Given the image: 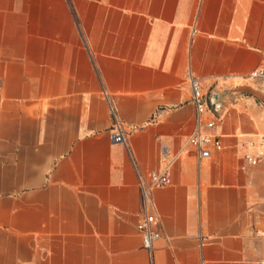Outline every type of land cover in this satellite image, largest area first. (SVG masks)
<instances>
[{
  "label": "crops",
  "instance_id": "0c3cea01",
  "mask_svg": "<svg viewBox=\"0 0 264 264\" xmlns=\"http://www.w3.org/2000/svg\"><path fill=\"white\" fill-rule=\"evenodd\" d=\"M256 69L264 0H0V264H264ZM190 79L221 103L203 160ZM152 171L170 183L147 209Z\"/></svg>",
  "mask_w": 264,
  "mask_h": 264
},
{
  "label": "built area",
  "instance_id": "2783aa9c",
  "mask_svg": "<svg viewBox=\"0 0 264 264\" xmlns=\"http://www.w3.org/2000/svg\"><path fill=\"white\" fill-rule=\"evenodd\" d=\"M250 79L259 81L264 86V69L253 70L249 76ZM190 86L192 92V102L195 108V126L188 137L187 143L194 150L198 160L208 159L213 154L220 153L223 145L220 137L212 133L211 130L215 126L213 119L207 120L204 115L207 112L219 116L210 104V96L212 91L209 90L204 94L201 90L198 80L190 79ZM112 128L110 130L111 140L114 143H121L126 145L127 140L122 124L117 120L116 113L111 105ZM202 126H205L208 131H204ZM262 146H264V135L258 137ZM250 147L252 142H248ZM244 160L250 166H257L264 164V152L247 153L244 155ZM140 177V176H139ZM149 182L146 184L139 178L140 192L142 196V203L144 208L153 207L151 198L152 190L162 188L170 183L169 176L166 172L152 171L149 173ZM156 219L152 213H146L143 218L137 223L136 229L140 234L142 245L145 249L150 251L153 244L160 238V233L156 229Z\"/></svg>",
  "mask_w": 264,
  "mask_h": 264
},
{
  "label": "water",
  "instance_id": "95a60500",
  "mask_svg": "<svg viewBox=\"0 0 264 264\" xmlns=\"http://www.w3.org/2000/svg\"><path fill=\"white\" fill-rule=\"evenodd\" d=\"M210 104H211V107L214 109V111L218 115H220L221 103H220V101L218 99V96L214 92L211 93Z\"/></svg>",
  "mask_w": 264,
  "mask_h": 264
}]
</instances>
